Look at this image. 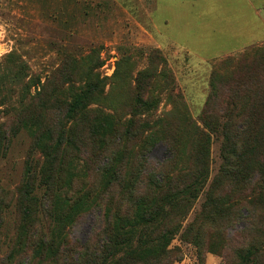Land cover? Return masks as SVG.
Segmentation results:
<instances>
[{"label": "rangeland", "instance_id": "1", "mask_svg": "<svg viewBox=\"0 0 264 264\" xmlns=\"http://www.w3.org/2000/svg\"><path fill=\"white\" fill-rule=\"evenodd\" d=\"M249 1L0 0V129L6 137L0 152V188L4 191L1 196L7 194L0 227V259L10 255L12 264H69L77 258L75 253L66 258L75 251L72 244L95 245L101 241L99 209L88 210L74 199L67 201L70 197L59 182L65 170L61 165L53 175L45 172L49 167L44 168L47 150L41 147L47 138L43 134V141L34 144L39 132L34 116L16 133L10 127L19 114L32 115L35 111L26 109L36 100V91L42 84L50 80L57 88L63 85L65 81L57 70L70 64L67 59L72 58L82 70L90 67L99 73L115 103L133 98L138 105L131 89L145 86L143 99L152 98L159 105L158 109L140 111L136 106L139 112L134 118L141 126L134 129L141 138L123 143L132 153L144 152L143 165L147 171L154 172L153 168L169 155L165 144L156 143L157 139L175 134V171L180 172L191 165L192 154L200 145L199 132L209 135L208 181L182 219V230L167 248L172 251L166 263L238 264L233 259L234 249L252 241L256 233H251L250 238L249 234L243 236L250 227L246 221L238 220L235 213L216 219L217 227H208L201 245L194 236L184 238L183 232L201 213L206 192L223 162L222 135L227 130L222 125L226 119L221 118L219 127L205 126L201 119L213 83L222 88L234 87L230 93L224 91L221 95L225 101L232 98L241 102L264 101V27ZM251 1L257 7L263 2ZM241 53L247 58L241 60ZM95 57L98 61L93 62ZM227 57L232 60L223 61ZM248 79L255 82L249 93L239 87ZM5 125L8 126L2 129ZM256 135L261 140L260 134ZM73 155L71 174L85 169L79 156ZM139 160L140 157L132 156L126 161L128 174L136 161L137 166L140 164ZM28 166H32L37 179L34 188L39 199L46 192L51 207H56L51 229V237L55 238L33 256L30 248L14 241L18 227H25L19 215L23 205L19 206L14 190L22 183ZM96 167L91 161L90 168ZM51 176L55 179L52 186ZM96 176L90 174V184ZM256 178L254 198L264 191V182ZM177 197L181 196H176L171 204L178 202ZM113 200L109 206L114 211L118 208L123 212L130 206L121 196ZM260 221L258 217L257 222ZM199 224L210 225L202 216ZM125 230L131 228L126 226ZM139 230L130 234L132 246L140 243L143 252L150 254L156 245L145 239L140 242ZM119 255H123L122 249Z\"/></svg>", "mask_w": 264, "mask_h": 264}, {"label": "trees", "instance_id": "2", "mask_svg": "<svg viewBox=\"0 0 264 264\" xmlns=\"http://www.w3.org/2000/svg\"><path fill=\"white\" fill-rule=\"evenodd\" d=\"M156 54L161 57L159 51ZM243 56V53L239 55L241 60L247 58ZM67 60L71 63L57 70V74L65 81L61 83L63 85L57 88L50 80L46 81L36 91V100L26 109L35 110L32 115H27V112L19 114L10 124L11 131L16 133L24 122L34 116L39 126L34 144L43 141V134L47 138L45 146L41 147L47 150L44 166H49L45 168L47 175L61 165L65 170L59 182L61 189H65L70 197L67 201L74 199L79 206L88 210L98 208L102 213L99 222L100 230L103 229L101 241L95 245L72 244L75 251L66 258H72L75 253L76 260L69 264H168L166 261L172 250L167 248L182 230V219L204 191L210 175V137L199 132L200 145L192 154L191 165L180 172L175 171V134L157 139L155 142L165 144L169 155L153 168L154 172L147 171L146 165H143L144 152L132 153L123 146L124 140L141 138L140 132L134 129L136 126L140 129L141 126L134 118L137 113L142 109H158L159 105L152 98L143 99L147 88L137 86L131 89L138 105L133 98L131 101L115 103L110 98L107 82L95 69L89 67L82 70L74 59ZM229 60H232L231 57L223 61ZM96 61L97 57L93 59V62ZM160 61L163 65V58ZM254 83L248 79L239 87L241 91L249 93L255 87ZM233 89V86L222 88L213 83L212 94L203 110L201 119L205 126L219 127L221 118L226 119L222 125L227 130L222 135L223 162L212 181L211 189L206 192L201 213L186 227L183 236H194L197 244L201 245L208 227H217L216 219L227 217L230 212L235 213L238 220L246 221L250 227L242 233L243 236L249 234L250 238L251 233L256 234L252 241L234 249L233 259L238 264H264V228L255 227L261 223L264 225V191L258 198L252 195L257 181L255 177L264 182V101L222 99L224 91L228 94ZM128 115L132 118L128 119ZM8 125L2 126V129ZM171 126L173 128L174 124L171 123ZM2 133L0 129V152L3 139L6 140ZM256 134H260L261 140L257 139ZM73 154L78 155L85 165L83 171L75 174L69 171ZM132 156L140 157V164L137 166L136 161L128 174L126 161ZM91 161L97 164L96 169L90 168ZM25 173L22 183L14 190L19 206L20 203L23 205L19 215L25 227H18L14 241L21 242L25 249L30 248L33 256L55 238L51 237V229L56 207H51V199L46 192L42 199L35 193L37 179L32 166H28ZM92 173H96L97 178L90 184L88 177L90 174L92 177ZM54 180V176H51V186ZM1 193L4 191L0 188V227L7 196L6 193L1 196ZM117 196L130 204L123 212L118 208L114 211L109 206ZM176 196L181 197H177L178 202L173 205L171 201ZM201 216L210 225L204 227L199 224ZM258 217L260 222H257ZM64 220L67 222L66 217ZM126 226L131 230L127 232ZM136 229H140V242L145 239L156 245L150 254L143 252L140 243L137 247L132 246L130 234ZM121 249L123 255H119ZM0 264H12L11 256L1 258Z\"/></svg>", "mask_w": 264, "mask_h": 264}, {"label": "crops", "instance_id": "3", "mask_svg": "<svg viewBox=\"0 0 264 264\" xmlns=\"http://www.w3.org/2000/svg\"><path fill=\"white\" fill-rule=\"evenodd\" d=\"M195 1V0H194ZM249 5L255 10V15L260 16L263 27H264V0L261 2L260 6L257 7L253 1H249Z\"/></svg>", "mask_w": 264, "mask_h": 264}]
</instances>
